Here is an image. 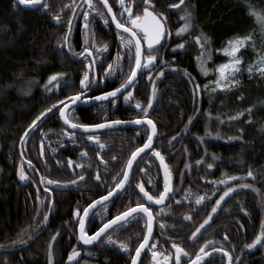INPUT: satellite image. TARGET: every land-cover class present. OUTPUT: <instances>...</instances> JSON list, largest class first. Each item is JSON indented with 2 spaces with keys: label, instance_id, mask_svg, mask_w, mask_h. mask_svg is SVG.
<instances>
[{
  "label": "trees",
  "instance_id": "16d2710c",
  "mask_svg": "<svg viewBox=\"0 0 264 264\" xmlns=\"http://www.w3.org/2000/svg\"><path fill=\"white\" fill-rule=\"evenodd\" d=\"M78 1L43 0L39 8L26 10L15 0H0V264H68L74 250L81 252L80 260L130 264L144 238L146 220L136 214L96 245L83 247L74 213L81 214L116 186L128 158L146 141V126L93 134L90 146L89 135L63 126L58 106L30 127L40 113L80 92L86 67L77 56L86 48L102 55L98 80L107 65L115 70L128 63L120 83L130 72L134 50L122 51L117 39L121 32L97 0L76 10L65 41ZM125 1L127 8L134 2ZM180 1L148 0L165 27L155 71L141 74L114 101L76 106L67 113L80 125L149 118L157 131L152 150L137 160L128 185L93 212L85 232L90 235L143 204L139 185L159 196L164 174L153 157L158 152L168 167L172 191L165 205L150 208L155 228L139 264H176L173 244L183 249L180 264H191L197 255L202 257L199 264H264V242L248 247L264 233V74L240 72L226 89L211 92L204 87L228 59L215 53L227 40L252 34L256 44L241 49L240 55L246 62L264 55V0ZM107 2L114 10L122 8L118 0ZM186 12L190 20L184 19ZM55 17L58 26L51 22ZM186 23L190 27L181 32ZM201 59L207 75L201 72ZM52 76L59 82L50 88L44 82ZM108 90L114 88L95 92ZM49 180L67 187L48 185ZM228 188L234 191L218 206Z\"/></svg>",
  "mask_w": 264,
  "mask_h": 264
},
{
  "label": "snow or ice",
  "instance_id": "6c2138e0",
  "mask_svg": "<svg viewBox=\"0 0 264 264\" xmlns=\"http://www.w3.org/2000/svg\"><path fill=\"white\" fill-rule=\"evenodd\" d=\"M18 2L22 5H36L39 3V0H18ZM86 2L89 4V6L91 7V0H86ZM184 0H181V3H183ZM148 0H145V4L147 5ZM103 4L104 6L107 8L108 12L111 13V7L108 6L107 4V0H103ZM121 7L124 9V12L128 13L129 16V20L131 22V24L136 28V29H140L143 31L144 33V38L147 41V48L148 51L151 52L155 49L156 45H160L161 44V40H163L165 38V29L163 24L161 23L160 18H158L157 15L153 14V12H150L148 10V7L146 6L144 9V17L142 18L141 16H135V18H133V13L131 8H124V3L123 0H121ZM173 7H178L176 5H174ZM121 15H123V12L121 13ZM191 16L190 13H185L184 19L185 20H190ZM84 19L87 22L88 21V13L85 12L84 13ZM112 22L115 24V27L117 30L123 29V31L125 32H130L131 35L133 37L136 36V32L133 31L131 28L125 27L124 24L120 23L117 19L115 15H112L111 17ZM143 21H150V23L146 26L145 23H142ZM105 24L108 23L107 20L104 21ZM70 26H71V22H70ZM85 27H87V24L85 25ZM190 27L189 24H185L184 28L181 29V32L186 31L187 28ZM206 41V38H205ZM198 42H199V38H198ZM126 43L130 44L131 41H127ZM245 44V40L242 39H237L235 42H230V49H226V54L230 57H232V60L230 63L224 64L219 66V68L217 69L218 73H219V78L216 82V87L217 88H223L226 87V81L232 77L235 73L239 72V64L241 63L239 58H237V53L239 52V50L244 46ZM182 47V46H181ZM87 48L85 49V52H87ZM142 46L140 44V40L136 39L135 41V67L132 68L131 70V75L128 76V80H127V85H132L136 76H137V71L141 70L142 68H147L150 64H152V62L154 60H156V57L153 55H148L146 57V62L142 64ZM89 55H91V53H88ZM83 55V53L81 54ZM94 63V62H93ZM262 64H264V60L261 61ZM251 71V69H250ZM259 71L264 74V67H261L259 69ZM204 74L207 75V70H204ZM162 75V73H161ZM57 77L53 76L51 77V80H56ZM99 81H96L94 79H90L89 78V74L88 72L84 73L83 79L80 80V84H81V92L78 93L77 95L71 96L68 98L67 102L65 101H60L59 102V113H60V117L64 119V122L67 124L69 123L68 117L66 116V109H69L70 107H75L79 104H91L93 101L96 102H103V101H108L110 99H112L113 101L115 100V98L117 97L118 93H120L122 91V89L125 87V85H121L120 88L115 89L114 91H110V92H104L101 95L95 96V97H91L88 96L86 94V90L89 89L93 84H98ZM233 83H235V81H233ZM198 87V86H197ZM132 93L129 92L128 95L125 97V99H128L129 97H131ZM151 100L149 101V107H151ZM58 105H53L52 108H49L46 110V112H42L40 113L39 116L36 117V120L32 121V126L30 127H34L37 124V121L41 120L42 117H45L47 113H51L53 108H57ZM136 108H140V104L137 103L135 105ZM147 111V110H145ZM147 123V125L151 126L152 129V134L149 135L147 137V142L143 145L142 148H137L134 152H132V158L128 160L127 164H128V169L130 170L132 168L133 162L137 159V157L143 153L145 151V149H149L152 145V141H153V135H155L156 133V128L155 125L153 124L152 120H147V121H142L140 119H137L134 121L135 124L140 125L142 123ZM121 121H112L111 123H101V124H96L93 126H88V125H79V124H71V127L73 129H79L82 128L84 132H94L96 130H100V129H105L108 127H111L112 125H119L121 124ZM25 135H28V133H26ZM89 140L94 139L93 136H89L88 137ZM155 155L157 157H160L161 163L163 165V157L160 156V154L157 152L155 153ZM29 166H31V162L29 161ZM69 167H71V160H69L68 162ZM164 167V190L159 194V198H154L152 195H150L148 192L145 191L144 187L142 185H139V191L141 193H143V196L146 198V200L148 202H152L156 205H160L164 202V200L167 198L168 194L172 191L171 189V178H170V174H169V170L167 165H163ZM211 167V166H209ZM249 176H252V172L249 171L248 173ZM128 176L129 173L128 171H125L123 173V179L120 180V182L118 184H116V188L114 190H111L108 192L107 196L101 197L100 200L98 201H94L93 204L89 205L88 208H85L83 210V216H80L79 211H77L76 215L77 217H79V230H80V240L83 242L84 245H91L94 241H97L101 235L103 233H105L107 230L111 229L114 225H117L119 223L125 222L127 221L129 218L133 217V214H144V216L146 217V227H147V235L144 236V242L140 244V246L138 248H136V258L133 259L132 264H136L137 259L140 257L141 251L146 247L149 237L152 234V223H153V216L151 213V209L150 207H146L144 204H138L136 207L134 208H129L127 211L123 212L122 214L116 216L115 218H113L112 220H109L107 223H104L102 225V227H100L94 235L92 236H88L85 233V225H86V221H88L89 219V214H90V210H94L96 208L97 205H101L103 203H106L110 200L115 199L116 196L120 195L121 191L125 188V184L128 181ZM20 179L24 180L26 179V176L24 175L23 171H21L20 174ZM83 179V177H81V180ZM97 181H99L100 177L97 176L96 177ZM231 179H242V178H237V177H233ZM227 181H222V183H226ZM73 184L76 183V181H72ZM48 185H53L55 184V187L57 188H61V187H67L66 185H60L59 183H56L54 181H47ZM243 187H248L247 185H243ZM47 190V189H46ZM234 189L232 188H228L227 191L224 192L223 196L220 197V200H218L216 203L219 206L220 205V201L224 200V198L226 196L229 195V193L233 192ZM197 203H200L199 200H197ZM213 212H216V208H213ZM45 220H47V217H45ZM208 223V221L206 220L204 222V224H202L200 226V228H197L196 232H199L201 228H203L206 224ZM196 236V233H193V237ZM225 239H227V237H225ZM264 242V233H262L261 235L256 237V240L253 242V245H248L249 248L253 247L255 244H259ZM21 243H23V241H21ZM121 247H123L125 250H127V246L126 245H121ZM153 247H155V245H153ZM173 247L177 249V255H176V264H180V259L181 256L180 254L183 253V249L179 248L176 244H173ZM204 250L201 249V252H203ZM76 255V253H73L72 256H69V261H71L73 259V257ZM156 253H153V256H155ZM184 255H187L186 253ZM205 255H207V253H205ZM202 259V257L200 255L196 256V259L193 260L191 262V264H199L200 260Z\"/></svg>",
  "mask_w": 264,
  "mask_h": 264
},
{
  "label": "water",
  "instance_id": "95a60500",
  "mask_svg": "<svg viewBox=\"0 0 264 264\" xmlns=\"http://www.w3.org/2000/svg\"><path fill=\"white\" fill-rule=\"evenodd\" d=\"M82 0H80L79 2H78V4L76 5V7H75V9L73 10V12H72V15H71V18H70V20H69V24H68V29H67V33H66V42H67V38H68V36H69V33H70V30H71V26H70V22H71V24H72V20H73V17H74V13L76 12V10H77V8H78V6L80 5V2H81ZM119 1V3L121 4V0H118ZM15 2H16V4L19 6V7H21L22 9H26V10H35V9H37V8H39L41 5H42V3H43V0H39V3L38 4H36V5H22V4H20L19 2H18V0H15ZM85 2H86V0H85ZM97 2L98 3H100V5L102 6V8H103V10L106 12V14L110 17V20H111V22H112V19H111V17H112V15H114L113 14V11H111V13H109L108 12V10H107V8L104 6V4H103V0H97ZM181 3V1L179 2V4ZM86 4L88 5V3L86 2ZM107 4H108V2H107ZM178 5V4H177ZM108 6H110L109 4H108ZM111 10H112V8H111ZM150 12H153V11H151V10H149ZM153 14H155L154 12H153ZM156 15V14H155ZM144 17V14H143V16H142V18ZM159 18V17H158ZM161 20V19H160ZM51 22L53 23V24H55V25H60V21H59V19L57 18V17H55V18H52L51 19ZM142 23H145V25L147 26L149 23H150V21H143L142 20ZM161 23L163 24V22L161 21ZM112 25H113V27L115 28V30H117L116 29V27H115V24L112 22ZM163 26H164V24H163ZM132 28H135L133 25H132ZM164 29H165V27H164ZM133 30V29H132ZM143 35H144V33H143V31L142 30H140V29H138ZM117 31H119V32H124V33H127V34H129L133 39H134V41H136V36L135 37H133L132 35H131V33L130 32H125V31H123V29H120V30H117ZM162 41L163 40H161V44H162ZM141 44V43H140ZM160 44V45H161ZM160 45H156L155 46V49L156 48H158ZM142 46V45H141ZM142 50H143V47H142ZM145 50L146 51H148V48H147V41H146V39H145ZM149 52V51H148ZM88 53H91V51L90 50H88L87 51V54ZM82 54V53H81ZM80 54V56L79 57H77V59L78 60H80L82 57H83V55L85 54V51L83 52V55H81ZM91 56V61L90 62H88L87 64H86V72H88V74H89V78H90V71L92 70V67H94L95 66V63H93L94 62V59H93V57H92V54L90 55ZM142 57H143V51H142ZM71 58H73L74 59V56H71ZM158 61V57H156V60H154L153 62H152V64H150L147 68H142L141 70H138L137 71V76H136V78L138 77V75H139V73L142 71V72H146V71H148L153 65H155L156 64V62ZM146 62V59H145V61H144V63ZM136 78H135V80H136ZM83 79V78H82ZM94 80H96L97 81V77H96V74H95V70H94ZM128 80V79H127ZM127 80H126V82L124 83V84H122V85H125V87L122 89V91L120 92V93H118V95H117V97H119V96H121V95H123L126 91H128L129 89H130V87H131V85H127ZM134 80V81H135ZM134 83V82H133ZM79 86H80V90H81V84H80V82H79ZM94 87H95V84H93V86L90 88V90L89 91H92L93 89H94ZM121 87V86H120ZM120 87H118V88H120ZM117 89V88H116ZM115 90V89H114ZM114 90H112V91H114ZM88 91V92H89ZM77 95V94H76ZM71 97V96H70ZM116 97V98H117ZM69 98V97H68ZM68 98H66L65 100H63V101H65V102H67V100H68ZM111 100V99H110ZM103 102H105V101H103ZM97 103H101V102H96V101H93L91 104H79V105H77V106H88V105H94V104H97ZM58 106H59V103L57 104ZM76 107V106H75ZM71 108H73V107H70L69 109H66L65 111H66V116H67V112L71 109ZM59 115H60V113H59ZM140 120H142V121H147V120H149V118H139ZM60 120H61V122H62V124H63V126L67 129V130H69V131H72V132H76V133H79V134H96V133H99V132H103V131H109V130H116V129H122V128H128V127H136V126H141V125H143V126H146L147 128H148V136L149 135H151L152 134V129H151V126H149V125H147V123L145 122V123H142V124H140V125H137V124H135L134 123V121L135 120H137V119H134V120H111V121H106V122H101V123H111L112 121H121L122 123L121 124H119V125H112L111 127H108V128H105V129H100V130H96V131H94V132H84L83 131V129L82 128H79V129H73L72 127H71V124H76V123H73L72 121H70L69 119V123H65L64 122V119L63 118H61L60 117ZM101 123H98V124H101ZM80 125V124H79ZM96 125V124H95ZM88 126H93V125H88ZM156 136H157V131H156V133H155V135H153V141H152V145H151V147L149 148V149H145V151L143 152V153H141L138 157H137V159L133 162V165H132V168L129 170L128 169V164H127V162H128V160L129 159H131L132 158V155H130V157L128 158V160H127V162H126V165H125V168H124V172L125 171H128V173H129V176H128V181L126 182V184H125V187L128 185V183H129V181H130V178H131V174H132V170H133V167H134V165H135V163L137 162V160L139 159V158H141L144 154H146V153H148L150 150H152V148H153V146H154V144H155V141H156ZM93 142H94V139H92V140H89V144H90V146L93 144ZM147 142V139H146V141L144 142V144ZM143 144V145H144ZM143 145L142 146H140L139 148H142L143 147ZM153 157H154V160H155V162L157 163V165H158V167L161 169V171H162V173L164 174V167H163V165H166L165 164V162L163 161V165H162V163H161V160H160V157H157L155 154L153 155ZM123 172V173H124ZM170 174V173H169ZM170 178H171V176H170ZM123 179V175H122V177H121V179L120 180H122ZM120 180H119V182H120ZM24 181V183L25 184H27V179H24L23 180ZM118 182V183H119ZM117 183V184H118ZM171 189H172V179H171ZM116 188V186L112 189V190H114ZM125 189V188H124ZM123 189V190H124ZM122 190V191H123ZM164 190V189H163ZM121 191V192H122ZM146 191V190H145ZM147 192V191H146ZM171 193V192H170ZM170 193L168 194V196H167V198L164 200V202L162 203V204H160V205H156V204H154V203H152V202H148L147 200H146V198L143 196V193H141L140 191H139V195H140V197H141V199L143 200V204L146 206V207H150V208H152V207H159V206H163V205H165L167 202H168V200H169V197H170ZM107 194L108 193H106L105 195H103V196H101V197H104V196H107ZM121 194V193H120ZM119 196V195H118ZM101 197H99V198H97V199H95L94 201H98V200H100V198ZM117 197V196H116ZM115 197V198H116ZM157 198H159V196L157 197ZM94 201H92L89 205H91V204H93V202ZM111 201V200H110ZM110 201H108V202H110ZM108 202H106V203H108ZM103 204H105V203H103ZM103 204H101V205H97L96 206V208L94 209V210H90V214H89V219H90V217H91V215L93 214V212L96 210V209H98L100 206H102ZM89 205H87L86 206V208H88V206ZM134 207H136V206H134ZM134 207H132V208H134ZM50 210H51V207H50V209H49V216H50ZM127 211V210H126ZM125 212V211H124ZM76 213H77V211H75V213H74V219H75V221L77 222V228H76V231H77V240H78V242H79V244L81 245V246H83V247H87V246H93V245H96L98 242H99V240L101 239V238H103L106 234H108L112 229H114L115 227H117V226H119L120 224H122V223H124V222H122V223H119V224H117V225H114L111 229H109V230H107L105 233H103L102 235H101V237L97 240V241H94L91 245H84L83 244V242L80 240V235H81V233H80V230H79V217H77V215H76ZM123 213V212H122ZM122 213H120V214H122ZM152 213V212H151ZM120 214H118V215H120ZM142 214V213H141ZM118 215H116V216H118ZM134 215H136V214H133V216ZM143 216H144V214H142ZM80 216H83V212L80 214ZM115 216V217H116ZM152 216H153V214H152ZM115 217H113V218H115ZM113 218H111V219H109V220H112ZM144 218H145V220H146V217L144 216ZM88 219V220H89ZM130 219V218H129ZM108 220V221H109ZM108 221H106L105 223H107ZM87 222L88 221H86V224H87ZM47 225H48V222H47ZM86 226V225H85ZM102 227V226H101ZM154 228H155V220H154V216H153V223H152V234H151V236L149 237V240H148V243H147V245H146V247L141 251V254H140V257L137 259V261H136V264H139V262H140V260H141V258H142V256H143V254H144V252L146 251V249L148 248V246H149V244H150V241H151V239H152V236H153V232H154ZM97 231V230H96ZM95 231V232H96ZM95 232L94 233H92V234H90V235H88V236H92V235H94L95 234ZM86 233V232H85ZM148 233H147V227H145V234H144V236L145 235H147ZM144 242V238H143V240L140 242V244L141 243H143ZM140 244L138 245V247L140 246ZM137 247V248H138ZM134 258H136V251L134 252V254H133V256H132V258H131V261H130V264H132V261H133V259Z\"/></svg>",
  "mask_w": 264,
  "mask_h": 264
},
{
  "label": "flooded vegetation",
  "instance_id": "af4514ba",
  "mask_svg": "<svg viewBox=\"0 0 264 264\" xmlns=\"http://www.w3.org/2000/svg\"><path fill=\"white\" fill-rule=\"evenodd\" d=\"M80 1V0H79ZM78 1V2H79ZM134 2L133 3H129L128 1V4H131L130 5V8H131V10H132V13H133V18H135V16H143V14H144V9H145V7L147 6L148 7V10H151V8H150V6L147 4H145V3H142L143 1L142 0H140V1H137V0H133ZM119 2V1H118ZM91 3H92V0H91ZM123 3L125 4L126 3V1L124 2V0H123ZM78 4V3H77ZM86 5V7H89V4L87 5L86 4V2H85V0H82L81 2H80V5L78 6V8L79 7H82L83 5ZM120 4V3H119ZM121 5V4H120ZM77 8V9H78ZM124 8H127V6L125 5V7ZM112 11H113V14L116 16V19L120 22V23H122V24H124L125 25V27H128V28H131V29H133V31H135L136 32V38L137 39H139L140 40V43H141V45H142V47H143V57H142V64L144 63V61H145V59H146V57L148 56V55H153V56H155V57H158L157 55H158V53L156 52V49H154L153 51H151V52H148V51H146L145 50V38H144V35L138 30V29H136V28H132V24H131V22H130V20H129V16H128V13L127 12H124V9L123 8H116V10H114V7L112 8ZM152 11V10H151ZM123 12V15H121V13ZM76 13V12H75ZM75 13H74V15H75ZM108 16V15H107ZM108 19H109V21H111L110 20V17L108 16ZM117 39H118V44H119V46L121 47V49H122V51L124 52L125 51V49L126 48H133V50H134V59L132 60V61H130L129 63H130V65H131V67H130V72H129V74L124 78V80L120 83V80L122 79V76H121V73H122V71H123V69L127 66V62H124V65L123 66H121L120 67V69L119 68H117V69H115V70H111V67H110V65H107L106 66V69L103 71V73H101L100 75V78H99V80H98V77H97V67H100L102 64H100V58L102 57V55H99L98 53L95 55L94 53H92L91 52V54H92V57H93V59H94V63H95V66L94 67H92V70L90 71V79H94V70H95V74H96V77H97V81H99V83L98 84H95V87H94V89L92 90V91H89L90 90V88L93 86H91L89 89H87L86 90V94L88 95V96H91V97H95V96H98V95H101L102 93H100V94H96V89L99 87V89H103V88H107V89H110V88H114V89H116V88H118V87H120L122 84H124L125 82H126V80L128 79V76H130L131 75V70H132V68H134L135 67V41H134V39L129 35V34H127V33H124V32H121V33H118L117 34ZM127 41H131V43L130 44H128V43H126ZM84 51V50H83ZM83 51L81 52V53H83ZM80 53V54H81ZM80 54H78V56L77 57H79L80 56ZM82 60H84L85 61V67H86V64L88 63V62H90L91 61V56L89 55V54H87V52H85V54L83 55V57L81 58ZM158 59H159V57H158ZM157 63L158 62H156V64L155 65H153L148 71H146V72H140L139 73V75H138V77L136 78V80L134 81V83L131 85V87L135 84V82L137 81V79L141 76V74H145V73H152L153 71H155V67H156V65H157ZM99 65V66H98ZM114 71H115V73H114ZM120 83V84H119ZM130 87V88H131ZM89 91V92H88ZM110 91H112V90H108V91H104V92H110ZM80 92H81V90H80ZM79 92V93H80ZM103 92V93H104ZM106 102V101H105ZM102 103V102H101ZM98 104V103H97ZM68 113V112H67ZM68 117V116H67ZM97 134V133H96ZM85 135H93V134H85ZM88 136V137H89ZM89 139V138H88ZM94 143V142H93ZM106 204V203H105Z\"/></svg>",
  "mask_w": 264,
  "mask_h": 264
},
{
  "label": "rangeland",
  "instance_id": "374dc122",
  "mask_svg": "<svg viewBox=\"0 0 264 264\" xmlns=\"http://www.w3.org/2000/svg\"><path fill=\"white\" fill-rule=\"evenodd\" d=\"M259 22L261 23V21L259 20ZM237 39H242V40H245V44L244 46L241 48H245L247 46H254L256 44V36L254 35H246V36H241V37H235V38H232V39H229L225 42V44L222 46V48H219L215 51V53L219 54V55H222V56H226L228 59L226 62L218 65L215 69V77L214 79L210 80L207 82L206 85H204V87H206L208 89V91H217V90H222V89H226L230 86H232L234 83V76H236L238 73L240 72H244V73H247V74H255L257 72H259V69L261 67H264V64L261 63L262 60H264V55H262L261 57H258L257 59H255L254 61H250V62H246L243 57L240 55V50L239 52L236 54L237 55V58H239L240 60V64H239V69L240 71L235 73L232 77H230L225 83H226V87H223V88H217L216 87V82L219 78V73L217 71V69L219 68V66L221 65H224V64H227V63H230L231 60H232V57L228 56L226 54V49H230V42H235ZM204 61L203 59L200 60V69H201V72L204 74V70H207L206 67L204 66ZM251 69V71H250ZM208 73V71H207ZM53 77V76H52ZM57 79L56 80H51V77L46 80L44 82V84H47L48 86H51L50 88H52V86H54V84H57V82H59V77L56 76ZM56 81V83L54 82ZM53 82V83H52ZM49 90V89H47ZM22 92V91H21ZM23 94H25L23 92ZM73 253H76V255L73 257V259L71 261H69V256H72ZM67 260H66V263L68 264H71V263H74V262H77V264H98L96 261H93V260H89V259H86V258H83L80 260V256H81V252L78 251V250H74L72 251L70 254H69Z\"/></svg>",
  "mask_w": 264,
  "mask_h": 264
}]
</instances>
